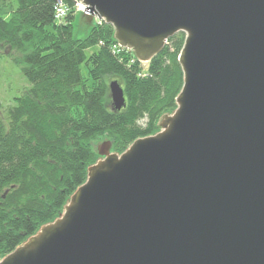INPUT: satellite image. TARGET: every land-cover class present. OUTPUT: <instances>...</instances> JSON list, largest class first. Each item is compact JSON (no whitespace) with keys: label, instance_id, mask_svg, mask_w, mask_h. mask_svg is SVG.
<instances>
[{"label":"water","instance_id":"water-1","mask_svg":"<svg viewBox=\"0 0 264 264\" xmlns=\"http://www.w3.org/2000/svg\"><path fill=\"white\" fill-rule=\"evenodd\" d=\"M81 1L142 62L185 33L177 108L0 264H264V0Z\"/></svg>","mask_w":264,"mask_h":264},{"label":"trees","instance_id":"trees-1","mask_svg":"<svg viewBox=\"0 0 264 264\" xmlns=\"http://www.w3.org/2000/svg\"><path fill=\"white\" fill-rule=\"evenodd\" d=\"M57 1L0 0V55L8 53L31 83L5 114L0 110V258L61 215L100 157L95 139L106 135L112 151L122 153L156 133L184 84V32L143 63L104 21L75 36L76 0H62L71 7L62 22L54 17ZM112 77L125 90L121 110L110 97Z\"/></svg>","mask_w":264,"mask_h":264},{"label":"rangeland","instance_id":"rangeland-1","mask_svg":"<svg viewBox=\"0 0 264 264\" xmlns=\"http://www.w3.org/2000/svg\"><path fill=\"white\" fill-rule=\"evenodd\" d=\"M14 6H17L16 0H11ZM86 6V5H85ZM77 12L76 20L74 21V34L77 37H84L89 31L92 22L95 18L90 19V11H80L73 7ZM97 47H92L87 50V54H91ZM147 63V62H146ZM83 75L88 76V69L85 63L82 64ZM116 79L112 77L110 80ZM31 83L25 76L20 64L16 63L8 53H1L0 55V109L3 114L10 105L15 104L16 98L22 95L26 89L30 87ZM168 113V112H167ZM172 113V112H171ZM104 140H109L106 135H102L94 140V145L98 149ZM112 150V148H111ZM115 152V151H114ZM100 158V157H99ZM98 158V159H99Z\"/></svg>","mask_w":264,"mask_h":264},{"label":"built area","instance_id":"built-area-1","mask_svg":"<svg viewBox=\"0 0 264 264\" xmlns=\"http://www.w3.org/2000/svg\"><path fill=\"white\" fill-rule=\"evenodd\" d=\"M74 8L80 11H87L85 10L86 6L81 2V0H76ZM71 7L63 2L62 0H58L54 7V17L57 21H62L70 12ZM98 22L101 23L102 20L98 19ZM102 43V42H101ZM120 46V45H119ZM121 47V46H120Z\"/></svg>","mask_w":264,"mask_h":264}]
</instances>
